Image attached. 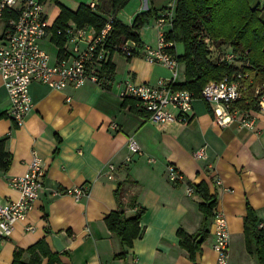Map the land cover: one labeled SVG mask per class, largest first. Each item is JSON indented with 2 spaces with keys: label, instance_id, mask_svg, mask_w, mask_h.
<instances>
[{
  "label": "crops",
  "instance_id": "1",
  "mask_svg": "<svg viewBox=\"0 0 264 264\" xmlns=\"http://www.w3.org/2000/svg\"><path fill=\"white\" fill-rule=\"evenodd\" d=\"M170 1L149 0V5L147 0L136 1V13L150 6L158 15ZM247 2L259 9L264 21V0ZM55 9L54 20L60 12L57 6ZM54 20H50L51 26ZM69 22L73 21L66 25ZM123 23L131 25L132 18ZM5 27L0 20V35ZM60 37L61 45L49 30L40 43L43 49L46 44L55 50L51 61L64 46ZM140 56L122 59L113 54L103 66V71L109 63L113 66L111 84L106 88L87 83L57 90L33 81L29 86L33 109L19 127L7 115L10 103L0 76V140H5L4 151L10 156L7 170L0 171V202L19 198L9 178L26 171L32 151L45 170L43 187L26 219L14 225L7 239L0 240V264H11L17 250L21 261L36 258L38 264H58L49 262V255L63 264H209L215 259L211 220L216 210L227 220L229 264H259L246 250L243 218L249 204L264 231V115H257L252 129L221 127L213 121L207 103L196 98L190 121L156 125L136 101L123 105L125 99L118 96L117 84L128 77L136 83H154L159 76L169 75L165 67L149 64ZM179 65L182 83L184 65ZM129 137L136 140L141 154L129 152ZM201 147L206 155L198 159L195 152ZM109 164L115 167L111 176L106 173ZM168 164L175 166L182 181H168ZM200 182L216 202L208 236L193 263L179 245L177 231L193 234L201 226L200 198L189 186ZM120 184L125 214H133L137 206L144 208L141 235L130 247L121 245L104 221L117 208L114 191ZM77 188L85 189V194L76 199L67 193ZM27 225L33 229L26 230ZM53 237L59 239L60 250ZM39 242L44 247L30 249Z\"/></svg>",
  "mask_w": 264,
  "mask_h": 264
},
{
  "label": "built area",
  "instance_id": "2",
  "mask_svg": "<svg viewBox=\"0 0 264 264\" xmlns=\"http://www.w3.org/2000/svg\"><path fill=\"white\" fill-rule=\"evenodd\" d=\"M176 2L177 0L168 2L154 20L158 33L155 46L133 40L123 43L111 41L110 21L99 31L92 26L79 27L69 22L64 29L57 30V35L64 38V46L59 48L57 56L51 61L49 54L40 45L48 36L51 26L44 13L43 2L0 0V20H4L6 24L0 35V76L9 98V119L16 127L22 126L26 116L32 111L29 86L33 81L57 90L78 88L87 83L106 88L111 84L112 74L103 71V66L111 56L118 53L132 58L141 52L140 55L147 63L165 67L170 75L167 78H157L154 83H136L128 77L117 84L118 96L136 101L139 109L156 125L190 121L195 98L189 90L176 88L179 83V63L169 52L175 44L166 40V34L172 26ZM95 4L92 1L90 7L93 8ZM209 46L212 47L211 44ZM246 55L247 52L241 55L231 49L223 50L220 60L236 68L218 81H208L200 91V98L207 103L213 121L221 127L235 125L252 129L257 115H264V81L254 79L248 69L250 65ZM111 127L117 129L115 124ZM127 146L131 154H141L134 138H128ZM205 155L204 147L195 152L198 159ZM129 160L130 158L127 159ZM114 168L112 164L107 165V175L111 176ZM166 171L169 182L182 181L183 177L174 165L168 164ZM44 177L42 160L32 151L26 171L9 178V184L18 192L19 198L0 202V240L7 239L14 225L26 219L43 187ZM67 193L77 199L85 194V189H71ZM25 229L32 230L33 226L27 225ZM211 229L215 259L209 264H229L230 234L222 212L214 211Z\"/></svg>",
  "mask_w": 264,
  "mask_h": 264
},
{
  "label": "trees",
  "instance_id": "3",
  "mask_svg": "<svg viewBox=\"0 0 264 264\" xmlns=\"http://www.w3.org/2000/svg\"><path fill=\"white\" fill-rule=\"evenodd\" d=\"M41 1L51 3L60 9L50 27L54 40L59 45L62 44V39L57 35V30L64 29L69 20L79 27L88 25L97 31L110 21L111 41L123 43L126 40H133L141 43L139 30L150 19L157 17L156 10L149 6L134 16L131 25L123 23L117 15L130 0H97L93 8L81 3L74 11L61 4L60 0ZM204 38L210 40L212 49L210 46L208 49ZM166 40L183 45L184 50L181 55L176 54L174 47L169 49L176 61L184 65V81L178 83L176 88L189 90L195 99H200V91L208 81H218L236 68L220 60L224 44L235 53L243 55L247 52L246 57L250 65L248 69L256 81H264V21L260 18L259 9L250 7L247 0H177L172 26L166 34ZM214 49L217 51V57L213 62L209 59V53ZM105 71L113 73L111 63L106 66ZM128 103H131L130 98H126L123 105ZM4 141L0 140V171H6L10 163V156L4 151ZM189 186L200 198L198 208L202 213V222L195 233L187 234L179 229L177 236L179 245L187 251L189 259L194 263L200 244L208 236V222L216 199L214 195L209 194L203 182L196 185L189 183ZM114 197L117 208L111 211L104 221L107 229L117 236L121 245L130 247L133 240L141 235L139 222L144 208L137 206L133 214H125L122 184L115 189ZM133 202L130 205L132 207ZM258 222L255 210L247 204L243 218L245 247L249 254L256 256L259 264H264V231L258 226ZM38 246L44 247V244L39 242L30 249ZM43 254L48 256L46 250ZM121 255L123 253L117 256ZM49 262L63 264L54 255H49ZM11 264L38 263L36 258L29 262L21 261V251L17 250L13 254Z\"/></svg>",
  "mask_w": 264,
  "mask_h": 264
},
{
  "label": "rangeland",
  "instance_id": "4",
  "mask_svg": "<svg viewBox=\"0 0 264 264\" xmlns=\"http://www.w3.org/2000/svg\"><path fill=\"white\" fill-rule=\"evenodd\" d=\"M92 1H96V0H60V2L70 8H73V7H78L79 4L83 3V4H86L88 5L89 3H91ZM136 1H140V0H130V2L120 11V13L118 14V18L123 21V22H127L129 21V19L134 18V16L137 14V9H136ZM166 0H163V3H165ZM90 5V4H89ZM147 5H149V0H147ZM43 7H44V13L48 16V21L49 22H52L50 20H54V17H55V12H56V9H55V5L51 4V3H48V2H43ZM139 13V12H138ZM154 20L155 18L153 19V21L150 19L149 22L145 23L143 25V27L139 30L140 31V34H142L143 36V40L140 39V42L143 43L144 45H148V46H155L156 45V42H157V29L155 28V24H154ZM144 41V42H143ZM206 41L209 42V44H207L208 46V49L209 48V45H210V40L208 38H204V43H207ZM151 42V43H149ZM44 50L49 54V56L53 59L54 56H55V50H53V47H51L50 45H44ZM224 50L226 49H230L227 45H223L222 47ZM174 49H175V52L177 55L179 54H183V45L181 43H175V46H174ZM221 49V48H220ZM141 54V52H140ZM120 57L123 59L124 56L118 54V53H114V57ZM141 57V56H140ZM139 57V58H140ZM217 57V51L214 49L212 52L209 53V59L211 61H215V58ZM126 58V57H124ZM134 58V57H133ZM142 58V57H141ZM127 59V58H126ZM144 60V59H143ZM236 65L240 66V63H237ZM161 66V65H159ZM163 67V66H161ZM164 68V67H163ZM178 81L181 80V78L183 77V71H182V67L179 65V69H178ZM169 73V72H168ZM170 75V73H169ZM169 75L167 76H159V78H167Z\"/></svg>",
  "mask_w": 264,
  "mask_h": 264
},
{
  "label": "water",
  "instance_id": "5",
  "mask_svg": "<svg viewBox=\"0 0 264 264\" xmlns=\"http://www.w3.org/2000/svg\"><path fill=\"white\" fill-rule=\"evenodd\" d=\"M53 243L57 250H60L62 248V245L57 237H53Z\"/></svg>",
  "mask_w": 264,
  "mask_h": 264
}]
</instances>
